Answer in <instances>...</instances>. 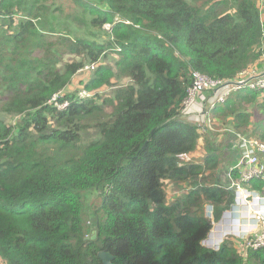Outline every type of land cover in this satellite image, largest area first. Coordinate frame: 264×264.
<instances>
[{"label": "trees", "instance_id": "trees-1", "mask_svg": "<svg viewBox=\"0 0 264 264\" xmlns=\"http://www.w3.org/2000/svg\"><path fill=\"white\" fill-rule=\"evenodd\" d=\"M56 1H0V259L264 264V249L234 238L203 246L205 205L218 221L234 195L216 176L215 136L183 117L194 73L233 81L264 68V0H68L66 15ZM88 64L97 67L78 82L95 96L51 105ZM212 116L264 142V90L234 92ZM90 130L96 139L83 144ZM202 139L204 162H183ZM167 182L182 193L170 199Z\"/></svg>", "mask_w": 264, "mask_h": 264}, {"label": "built area", "instance_id": "built-area-1", "mask_svg": "<svg viewBox=\"0 0 264 264\" xmlns=\"http://www.w3.org/2000/svg\"><path fill=\"white\" fill-rule=\"evenodd\" d=\"M262 57L261 65L264 66V54ZM91 67L95 68L94 65ZM85 69L79 73L86 71ZM193 79L184 101L183 117L203 132L211 127L212 112L224 105L234 92L244 89L264 90V68L249 69L240 73L233 81L212 79L198 72L193 74ZM77 96L80 100H85L92 95L84 90ZM50 104L61 111L69 107V101L63 96V92L55 94ZM234 135L237 136V141L232 150H240L238 163L230 166L227 178L223 177L225 189L233 193L234 202L218 221L214 220L213 212L207 210L206 217L213 218V230L204 245L208 249L219 251L226 240L237 238L236 240L244 242L245 249L258 251L264 249V187L262 190L253 189L252 182H264V142L240 133Z\"/></svg>", "mask_w": 264, "mask_h": 264}, {"label": "rangeland", "instance_id": "rangeland-1", "mask_svg": "<svg viewBox=\"0 0 264 264\" xmlns=\"http://www.w3.org/2000/svg\"><path fill=\"white\" fill-rule=\"evenodd\" d=\"M188 1L189 2H193V0H188ZM231 3H233L232 0H231ZM259 4L261 6H263V0H260ZM53 8L54 9L60 8L62 11H64V15L68 14L69 12L74 11L73 3L71 1H68V0H64V1L58 0V1H56V3H54ZM57 15H60V13H57ZM109 28H110L109 26H105L106 30H108ZM85 29H86V26L83 25V31ZM83 31L80 33V36L86 37V35H84ZM98 37H99L100 40H106L107 39L106 36H102L101 34H98ZM262 58L259 59L260 63H262L261 61H263ZM91 65H93V64H88L87 67H89L90 69H85L86 71L80 72L77 75L78 77L76 76L73 79L72 84L69 85L63 91V96L64 97L68 96L69 94H75L77 96L80 92L85 90V89L82 88L83 86L79 84L78 80L79 81L80 80L87 81V79H88V77L90 75L89 72H91V71L88 72L87 70H92ZM94 65H95L94 67L96 68L97 65L96 64H94ZM85 72H87V73H85ZM76 78H77V80H76ZM104 93H106L105 95L108 96V95H110V90L106 89V90H104ZM91 95H92L91 97L95 96V94H91ZM3 117L7 121V123H9L11 125H13L15 123L16 119L14 117L7 116V115L6 116L3 115ZM222 123H224V122H219L218 123V121H216L214 119V116H212L211 127L207 128V131L206 132H202V134L204 135V137L206 135H208L209 138H212L213 136H215V139H211V141L209 143L212 144L214 141H217V144L213 145V147L215 149H218V151L221 154L222 163H225L227 165V166L222 167L221 171H217L216 176H220V173H221V174H223L224 177H226L228 169L230 168V166L233 165L232 163H230V158L233 157V155H234L233 151L238 150V148L232 150V146H233L234 142L237 141V136H235L234 134L235 133H240V134L245 135V136L250 137V138H253V137L249 136V134H247L245 131H236V130H234V128H231L228 124H226V123L222 124ZM96 136H97V134L95 133L94 130H90L88 132H85L83 134V144H87L88 142L96 139ZM239 151L240 150H238V152ZM205 156H206V152L204 150V140L202 139L201 144H200V148L198 149V151H196L195 153H192L190 155L183 156L182 160H183V162H197L198 164H202L204 162L203 160H204ZM223 176L221 175V177H223ZM220 183H221V181H220ZM167 184H168L167 185V191H168V195H169L168 197L170 199L175 195L176 191L178 192V194L182 193V191L181 190L179 191V189L175 186L174 183L167 182ZM95 200H96V196L94 194H90L89 195V199L87 200V203L89 205H96ZM230 206H232V204ZM208 209H209V211L213 212V217H214V220H215V213H216L215 207L213 205H210V204L205 205V216H206V213H207ZM228 209H229V207H227L224 211H226ZM223 212H222V214H223ZM211 219L213 220V218H211ZM212 230H213V228H212ZM234 239L236 240L237 238H234ZM235 240H233V241L239 247L244 246V242L241 239L236 240V241ZM203 246L205 247L204 242H203ZM209 248H210V246H209ZM242 249L243 248H240L239 251H242ZM0 264H5V262H3L0 259Z\"/></svg>", "mask_w": 264, "mask_h": 264}, {"label": "water", "instance_id": "water-1", "mask_svg": "<svg viewBox=\"0 0 264 264\" xmlns=\"http://www.w3.org/2000/svg\"><path fill=\"white\" fill-rule=\"evenodd\" d=\"M97 239V232L94 231L91 237V240L95 241ZM99 258L103 262V264H114L115 257L108 252L99 253Z\"/></svg>", "mask_w": 264, "mask_h": 264}, {"label": "crops", "instance_id": "crops-1", "mask_svg": "<svg viewBox=\"0 0 264 264\" xmlns=\"http://www.w3.org/2000/svg\"><path fill=\"white\" fill-rule=\"evenodd\" d=\"M254 138V137H253ZM254 139H257V138H254ZM257 140H259V139H257ZM233 157H231L230 158V163H232L233 165L232 166H234V165H236L238 162V159H239V152L238 151H233ZM226 164L225 163H222V167H224ZM220 175H222L223 176V174H221L220 173ZM224 177V176H223ZM222 177V178H223Z\"/></svg>", "mask_w": 264, "mask_h": 264}, {"label": "clouds", "instance_id": "clouds-1", "mask_svg": "<svg viewBox=\"0 0 264 264\" xmlns=\"http://www.w3.org/2000/svg\"><path fill=\"white\" fill-rule=\"evenodd\" d=\"M222 245H223V244H222ZM222 245H221V246H222Z\"/></svg>", "mask_w": 264, "mask_h": 264}]
</instances>
